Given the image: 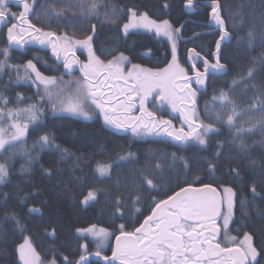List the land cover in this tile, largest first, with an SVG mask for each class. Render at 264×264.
Masks as SVG:
<instances>
[{"label": "snow or ice", "instance_id": "snow-or-ice-1", "mask_svg": "<svg viewBox=\"0 0 264 264\" xmlns=\"http://www.w3.org/2000/svg\"><path fill=\"white\" fill-rule=\"evenodd\" d=\"M102 3L103 0H77V5L73 7L84 16L95 17ZM184 7L194 11L198 5L196 0H185ZM206 8L207 24L218 27V39L215 41L214 51L209 55H202L195 48L186 50L193 75H189L178 58L177 41L182 38L180 33L183 26L174 28L167 19L157 22L146 13L138 14L132 9L128 10L130 15L122 25L123 34L127 36L130 30L145 29L150 32L154 30L156 36L166 38L171 45V61L166 67L154 71L131 64V68L125 70L126 62L130 61L123 52L105 62L93 50L95 25H92L93 34L84 39H73L67 34L57 35L52 31H44L32 22V17L43 15L46 18H60L65 9H57L54 4L40 5L38 8V0H0V27L7 29L9 47H23L31 42L50 45L57 59L63 53V67L69 74L74 71V65H79L82 78L74 82H64L62 79L58 82L55 77L42 75L32 60L27 61L23 77L17 76L18 79L29 80L34 73L35 79L32 82L37 88L43 85V92L49 100L55 95L56 99L52 104L54 112L68 113L85 120H91L94 115H98L105 126L117 132L130 131L135 137H168L179 145V150L200 153L208 152L213 136L220 135L221 128L226 127L232 146L238 147L249 158L250 167L254 168L256 161L251 159L254 145L247 141L259 131L262 138L256 143L264 148V86L257 87L254 83L256 64L259 63L264 70V53L254 58L252 66L246 71L233 78L228 89H220L218 94H213L211 100L205 103V118L201 119L196 108V95L200 89H193L192 84L204 88L210 75H227L228 63L224 60V47L234 38L233 32L226 27L221 0H209ZM115 13V8L111 16L106 12V19L116 23ZM240 24L243 25L242 18ZM257 40L264 45V29L259 36L255 31L248 30L247 39L238 37L237 43L254 48ZM77 46L87 50V62H81L77 58L74 51ZM9 47L0 49V56L3 57L0 59V72L8 68L19 69L18 65L8 63ZM238 86L246 90L251 87L253 90L246 108H241L232 95V91ZM150 97L153 102L158 101L161 108L167 105L173 113H179V128L171 119L158 117L154 111L148 110L146 102ZM22 100L23 97L19 94L17 101H10L0 93V184H4L11 175L14 167L11 162L20 154L18 150L26 142L29 125L38 124L40 121L41 107L34 103L23 108L15 106ZM9 104L14 106L9 107ZM45 148H55L62 159L73 155L57 144L55 138L49 134L40 135L33 145V150L37 153ZM223 148L224 143L218 140L216 149L210 156H193L190 159L183 155L177 156L175 152L171 153L170 167L180 168L186 175L193 168H202L210 179L216 180L217 172L222 171L219 165ZM23 155L26 159L21 164L20 171L29 173L37 157L27 151ZM133 156L129 152L120 155L118 161L130 162ZM118 161L97 160L93 171L101 178L110 179L113 165L122 166ZM157 170L162 174V164L159 161L132 177L135 194L130 196L131 209L141 215L144 213L140 207V192L153 194L160 188L156 179ZM42 171L48 177L53 174L50 168ZM224 175L239 179L240 170L237 166H229ZM197 181L200 183L197 184ZM99 191L95 187H88L81 192L80 203L88 206L90 202L96 201ZM249 192L252 201H239L240 211L245 218L248 217V209L255 206V201L261 197L264 188L258 191L256 183H251ZM0 197L6 199L7 194L0 193ZM236 204L237 192L231 185L224 184L222 180L215 185L203 183L201 177L196 176L192 183L181 187L166 199H153L149 208L150 214L134 230H128L123 223L118 226V234L96 224L77 227V239L85 242L78 245V258L72 260L64 256L62 264H264V247L258 249L253 233L241 231L238 235L231 234L230 225L233 224ZM114 207L115 212L123 217L125 205L120 198L116 199ZM40 211L38 207L28 208L30 215L39 214ZM257 215L264 220V209H258ZM4 223L12 224L22 233L27 230L15 213L5 214L0 219V224ZM244 227L246 225L241 224V229ZM46 234L55 237V228L50 232L46 230ZM113 235L115 246L111 249V255H107L103 248ZM88 237L96 240L94 251L89 249ZM261 243L264 244V240ZM16 251L20 264H46L28 236L23 237V242ZM47 264H57L55 256Z\"/></svg>", "mask_w": 264, "mask_h": 264}, {"label": "trees", "instance_id": "trees-1", "mask_svg": "<svg viewBox=\"0 0 264 264\" xmlns=\"http://www.w3.org/2000/svg\"><path fill=\"white\" fill-rule=\"evenodd\" d=\"M196 3L198 7L187 15L185 0H103L98 15L93 17L84 16L73 7L77 5V0H38V8L40 5L54 4L57 9H65L64 15L60 18L37 15L32 17V22L44 31H52L57 35L67 34L73 39H84L87 35H92V25H95L92 46L100 59L107 62L114 55L123 52L129 58L130 64L158 70L166 67L171 61L170 42L164 37L156 36L155 31L145 29L130 30L125 36L122 25L127 22L130 15L128 10H135L138 14L146 13L150 19L157 22L167 19L174 28L182 25L180 33L182 38L177 41V48L179 61L185 65L187 49L195 48L202 55H209L214 51L215 41L218 39V27L207 24L206 5L209 0H196ZM221 4L226 27L233 32L234 37L224 47L228 73L210 75L205 87L197 95L196 108L201 119L205 118V103L211 100L213 94H218L220 89H228L233 78L246 71L252 66L254 58L264 53V45L258 40L254 48L237 43L238 37L247 39L248 30L255 31L259 36L264 29V0H221ZM113 8L116 10L114 17L116 23L109 22L105 17L106 12L109 16L112 15ZM241 18L243 25L240 24ZM182 40L187 44H182ZM4 47L9 45L5 33H2L0 49ZM38 53L34 50H14L9 47L8 63L18 65L19 69L8 68L0 72V93L10 101H17L18 94L23 97L15 106L23 108L34 103L41 107L39 123L29 128L25 137L26 142L18 150L20 154L11 162L14 164L11 175L4 184H0V193L7 194L6 199L0 197V219L5 214L15 213L27 229L22 233L10 223L0 224V264H20L16 249L23 242L24 236L31 238L33 246L46 264L53 256L57 264H62L64 256L74 260L78 258V245L85 242L77 239V227L96 224L118 234V226L123 223L128 230H134L150 213L149 208L153 199H166L181 187L192 183L196 176H200L203 183L215 185L217 181L222 180L224 184L234 188L237 192V204L232 229L238 233L241 231L253 233L254 243L258 249L264 247L261 243L264 240V235H261V232H264V220L257 215L258 209H264V192L256 199L255 206L248 209L247 218L242 215L239 203L241 199L252 201L249 192L251 183H256L258 191L264 188L262 184L264 148L256 143L262 138L259 131L247 141L254 145L251 149V159L256 161L254 168L250 167L249 158L241 153L238 147L232 146L226 127L221 128L220 135L213 136L210 150L204 153L194 150L181 151L174 141L157 139L155 136L119 137L104 125L98 115H94L91 120H85L59 111L54 112L52 104L56 99L55 95L49 100L48 96L42 93L43 85L38 89L37 85L33 84L34 73L29 80L17 78L18 75L23 77L25 65L29 60L33 61L42 75L55 77L58 82L61 79L67 82L74 78ZM0 59L3 57L0 56ZM44 61H47L46 65ZM254 83L257 87L264 86V70L259 63L256 64ZM232 95L241 108H246L253 90L251 87L246 90L238 86L232 91ZM43 134L53 136L57 144L68 149L73 155L62 159L55 148H45L39 153L34 151V142ZM218 140L224 143V148L219 165L222 171L217 172L216 180L210 179L202 168H193L191 173L186 175L182 169L170 167L171 153L175 152L177 156L183 155L190 159L193 156H210L215 151ZM25 151L37 157L29 173L20 171L21 164L26 159L23 155ZM129 152L134 154L132 161H118L120 155ZM97 160L118 161L122 166L116 167L114 164L111 178H101L93 171ZM156 161L162 164V174L157 170L156 176L160 188L153 194L140 192L142 196L140 207L144 213L141 215L131 209L130 196L135 194L132 177ZM233 165L240 170L239 179L224 175V171ZM49 168L53 173L51 177L44 175L42 171ZM199 183L200 181H197V184ZM88 187H95L100 191L97 200L85 206L80 203L81 192ZM117 198L125 205L123 217L115 212ZM30 207H38L41 211L39 214L30 215L28 213ZM241 224L246 227L241 229ZM52 228L56 230L55 237L46 234V230L50 232ZM114 239L113 235L106 241L103 248L105 254L109 255L108 251H111ZM87 243L90 250L96 249L94 238L88 237Z\"/></svg>", "mask_w": 264, "mask_h": 264}, {"label": "flooded vegetation", "instance_id": "flooded-vegetation-1", "mask_svg": "<svg viewBox=\"0 0 264 264\" xmlns=\"http://www.w3.org/2000/svg\"><path fill=\"white\" fill-rule=\"evenodd\" d=\"M14 10H15V9H14ZM213 27H215V26H213ZM0 32H1L0 35H1L2 33H5V36H6L7 29H6V28H3V27H0ZM29 39H30V38H29ZM184 41H185V40H184ZM182 44H187V43H186V41L183 42V40H182ZM25 49H26V50H27V49H29V50H34V51L39 52L38 54H42V56H43L45 59L47 58L49 62H50V61H53L54 66L60 68L61 71H62V69H63V70L66 72V69L63 67V53H61L60 59H57L56 56L53 55V53H52V49H51V46H50V45H40L39 43L31 42V43H29V44L24 45V46L22 47L21 50H25ZM74 51H75V54H76L77 58H78L81 62H86V61H87V60H85V56H84V55L86 54V50H85V49H82V48H80L79 46H77V47L74 49ZM186 54H187V51H186ZM185 61H186L185 65H184V66H185V69L188 70L189 75H191V74L193 75V72H192V70H191V63L188 61V59H187V55H186ZM46 64H47V61H46V62L44 61V65H46ZM52 65H53V64H52ZM74 66L77 67V72H76L74 75L77 76L79 79H81V78H82V74H81L80 71H79V65H74ZM51 67H52V66H51ZM128 68H131V64L126 62V69H125V70H127ZM154 71H155V70H154ZM59 72H60V71H59ZM66 73H67V72H66ZM192 87H193V89H197V88L200 89L199 91H197V95H198L199 92L202 90V88H200V86H199V85H196L195 83L192 84ZM197 95H196V98H197ZM146 106H147V108H148L149 111H154V112L157 114L158 117H162V118H164V119H171L172 122H173V124H174L177 128L180 127L181 121H180V119H179V113H178V112H177V113H173V112L171 111V108L168 107L167 105H165L163 108H161L160 105H159V102H158V101L153 102L152 98L150 97L149 100L146 102ZM110 129H111V128H110ZM111 130H113V131L115 132L114 129H111ZM130 136L132 137L133 135H132L131 132L129 131V132H127V134H125V135L122 136V137H130ZM146 137H148V136H143V138H146ZM148 138H149V137H148ZM155 138H157V139H160V138H161V139H169V140H171L170 138H168V137H163V136H159V137L155 136ZM171 141H172V140H171ZM149 214H150V213H149ZM142 222H143V220L141 221V223H142ZM221 223H222V221H221ZM230 227L233 228L232 225H230ZM231 234H232V235H238L239 233L232 229ZM113 241H114V240H113ZM112 247H113V242H112L111 249H112ZM108 252H109V255H111V251L109 250Z\"/></svg>", "mask_w": 264, "mask_h": 264}, {"label": "water", "instance_id": "water-1", "mask_svg": "<svg viewBox=\"0 0 264 264\" xmlns=\"http://www.w3.org/2000/svg\"><path fill=\"white\" fill-rule=\"evenodd\" d=\"M185 12L187 13V15H190L191 14V10H188V9H186L185 8ZM10 48H12V49H14V50H20L22 47H20V46H16V45H12V46H10ZM73 68H74V71L71 73V75H73V74H75L76 72H77V67H75V66H73ZM67 71V70H66ZM203 89V88H202ZM115 133H116V135L117 136H119V137H122V136H124L125 134H127V133H125V132H117V131H115ZM115 246V239H114V242H113V247ZM93 259H95V258H93ZM101 264H103V262H101Z\"/></svg>", "mask_w": 264, "mask_h": 264}, {"label": "rangeland", "instance_id": "rangeland-1", "mask_svg": "<svg viewBox=\"0 0 264 264\" xmlns=\"http://www.w3.org/2000/svg\"><path fill=\"white\" fill-rule=\"evenodd\" d=\"M133 30H136V29H133ZM154 31V30H153ZM86 50V49H85ZM85 56V60H88V53H87V50H86V54L84 55ZM87 62V61H86ZM180 62V61H179ZM181 63V62H180ZM181 65L183 66V67H185L182 63H181ZM192 75V74H191ZM71 76H74V78H71L69 81H76V80H79V78L77 77V76H75V75H71ZM32 80H34V79H32ZM67 82H68V80H67ZM34 84V83H33ZM42 89V93H44L43 92V88H41ZM59 113H64V112H60L59 111ZM64 114H67V115H71V114H68V113H64ZM71 116H73V115H71ZM76 117H78V116H76ZM79 118H83V117H79ZM100 119H101V117H100ZM103 120V119H102ZM31 126H33V125H29V128L31 127Z\"/></svg>", "mask_w": 264, "mask_h": 264}]
</instances>
